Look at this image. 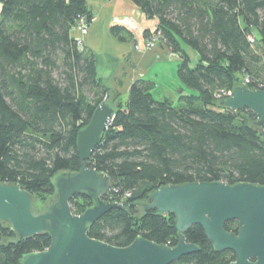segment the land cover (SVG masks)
Wrapping results in <instances>:
<instances>
[{
	"label": "trees",
	"instance_id": "1",
	"mask_svg": "<svg viewBox=\"0 0 264 264\" xmlns=\"http://www.w3.org/2000/svg\"><path fill=\"white\" fill-rule=\"evenodd\" d=\"M132 1L146 17L159 18L157 44L179 56L183 87L176 103L154 95L155 83L145 78L130 84L126 101L103 84L95 55L74 32L81 16L92 22L86 0H0V181L19 183L38 203L50 201L56 176L81 168L79 130L107 96L116 113L86 161L111 177L106 199L141 204L160 187L199 181L264 186V129L255 123L258 115L227 108L218 96L247 77L248 87L264 83V0ZM111 31L122 42L133 38L120 24ZM151 35L145 31L147 39ZM94 203L86 192L70 200L75 214ZM175 218L157 209L133 214L128 207H114L90 224L89 235L120 247L138 235L175 245ZM226 228L237 231L238 224L228 221ZM185 235L200 250L171 264L236 259L232 250L218 251L200 225ZM50 241L48 232L20 240L2 222L0 264H21L25 253L45 250Z\"/></svg>",
	"mask_w": 264,
	"mask_h": 264
},
{
	"label": "water",
	"instance_id": "2",
	"mask_svg": "<svg viewBox=\"0 0 264 264\" xmlns=\"http://www.w3.org/2000/svg\"><path fill=\"white\" fill-rule=\"evenodd\" d=\"M231 91L220 103L233 110H252L258 115L255 123L264 129V89L238 84ZM107 98L98 104L86 127L79 130L76 143L81 168L56 176V195L43 208L19 183L0 181V223H9L20 240L47 232L51 237L47 249L25 253L21 264H171L200 250L185 235L192 225L202 226L218 251L234 252L236 259L229 264H264L263 185L199 181L160 187L141 204L124 205L106 199L113 189L111 177L86 161L115 116L116 108ZM78 192L90 193L95 203L75 214L70 200ZM114 207H128L133 214L157 209L175 215L177 244L156 243L138 235L134 242L120 247L90 237V224ZM234 220L237 231L227 230L226 222Z\"/></svg>",
	"mask_w": 264,
	"mask_h": 264
},
{
	"label": "crops",
	"instance_id": "3",
	"mask_svg": "<svg viewBox=\"0 0 264 264\" xmlns=\"http://www.w3.org/2000/svg\"><path fill=\"white\" fill-rule=\"evenodd\" d=\"M86 1L93 15L84 43L87 49L95 55L98 75L103 84L111 88L113 95L119 93L126 101L129 97L130 84L139 78H145L155 83L153 91L156 92L155 95L158 98L172 99L173 92L164 84V79L168 77L169 70L171 71L166 67L171 64L173 66L170 68L178 67V54L170 50L163 42L142 51L134 49L136 44L145 47L147 42L145 31H156L159 18L146 17L141 8L132 0ZM114 24L126 27L132 32L133 38L126 42L119 41L111 31ZM74 32L78 37L79 32L77 30ZM185 49L196 58L197 53L194 49L187 46ZM177 80L181 82L179 76ZM182 87L179 86L177 91Z\"/></svg>",
	"mask_w": 264,
	"mask_h": 264
},
{
	"label": "rangeland",
	"instance_id": "4",
	"mask_svg": "<svg viewBox=\"0 0 264 264\" xmlns=\"http://www.w3.org/2000/svg\"><path fill=\"white\" fill-rule=\"evenodd\" d=\"M89 26L90 25H88V28H87V31L86 32H83L81 29L77 28L78 29L77 31L79 32V35H77L78 36L77 38L80 40V43H82L83 45H85L84 38L88 34ZM153 33H156V31L152 32V34ZM255 34L257 35L256 32H255ZM138 45H139V47H137V44L134 46V49L136 51H138V50L139 51L140 50L142 51L143 49H149V48L155 47V45L154 46L151 45V46H148V47H146V45H145V47L140 46V44H138ZM172 66H173V64H171V66H169V67H166V69H171V71L169 70V74H167L168 77L164 79L165 80V83L164 84H166L171 89V92H173V94L172 93H170V94H172V99H174L175 100V103H176L178 101L177 98L179 96L178 92L180 91V90L177 91V89L179 88V86H183V83L177 82L178 81L177 80L178 79L177 68H175V69H174V67L173 68H170ZM161 81H162V79H161ZM153 93L155 95L156 92L153 91ZM46 201H47V199L45 201H41L40 200L39 203H38L39 207L40 208H43L45 206Z\"/></svg>",
	"mask_w": 264,
	"mask_h": 264
},
{
	"label": "built area",
	"instance_id": "5",
	"mask_svg": "<svg viewBox=\"0 0 264 264\" xmlns=\"http://www.w3.org/2000/svg\"><path fill=\"white\" fill-rule=\"evenodd\" d=\"M0 7H1V4H0ZM88 25L89 24L87 23V21H85V16H81V19H80V23L78 25V28L81 29L83 32H86L87 31V28H88ZM159 37H160V32L159 33H153L150 37H148V39H146L147 40V42L145 44L146 47L151 46V45L152 46L156 45L158 43V41H159ZM137 47H139L138 44H137ZM249 81H250V79H248V77H247V78L244 79L243 84H245V85L248 86L249 85ZM256 89H264V83L263 82L260 83V88H256ZM231 92H232L231 90L223 91V93L222 94H218V96L223 99V98L228 97V95ZM126 195L127 196H131V192H128ZM117 202L124 203L125 200L124 199L117 200Z\"/></svg>",
	"mask_w": 264,
	"mask_h": 264
},
{
	"label": "flooded vegetation",
	"instance_id": "6",
	"mask_svg": "<svg viewBox=\"0 0 264 264\" xmlns=\"http://www.w3.org/2000/svg\"><path fill=\"white\" fill-rule=\"evenodd\" d=\"M111 200H112V199H111ZM114 201H115V200H114ZM236 223H237V222H236ZM234 231L236 232V230H235V229H234ZM234 231H233V232H234Z\"/></svg>",
	"mask_w": 264,
	"mask_h": 264
}]
</instances>
